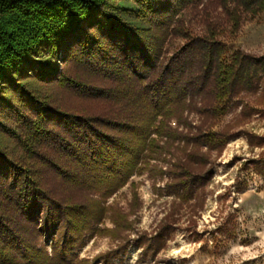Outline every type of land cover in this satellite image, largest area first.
<instances>
[{
	"label": "trees",
	"instance_id": "16d2710c",
	"mask_svg": "<svg viewBox=\"0 0 264 264\" xmlns=\"http://www.w3.org/2000/svg\"><path fill=\"white\" fill-rule=\"evenodd\" d=\"M190 6H202L204 34H193L178 15ZM211 10H221L235 33L245 17L264 13V0H0V264L90 263L74 247L83 232L99 231L93 224L103 212L89 213L92 195L65 201L47 175L109 197L156 159L152 135L185 145L165 192L193 199L209 155L239 134L231 126L194 127L182 116L219 118L242 93L259 92L264 77V55L231 52ZM178 38L185 44L168 57L165 45ZM173 119L184 130L172 128ZM240 133L264 148V136ZM251 170L264 176V152L241 169ZM108 211L114 228L103 231L119 243L90 264L127 251L132 221ZM168 230L145 239L144 258Z\"/></svg>",
	"mask_w": 264,
	"mask_h": 264
},
{
	"label": "rangeland",
	"instance_id": "374dc122",
	"mask_svg": "<svg viewBox=\"0 0 264 264\" xmlns=\"http://www.w3.org/2000/svg\"><path fill=\"white\" fill-rule=\"evenodd\" d=\"M201 8L195 10L190 6L178 13L184 19L185 27L196 35L205 33ZM211 11L222 29L221 39L231 52L244 50L264 55V13L245 17L241 28L234 33L221 10ZM184 44L182 38L170 40L165 45L167 56ZM262 91L264 77L259 92L242 93L229 111L219 118L206 120L197 112H186L182 116V120H188L194 127L201 122L213 131L231 126L232 134H239L222 152L209 155L210 164L202 169V173L208 172L204 185L191 200L182 201L165 192L170 174L175 170L173 165L185 157V145L180 141L165 144L166 140L162 141L157 135L150 139L159 142L156 159H149L142 165L144 172L131 175L127 183L109 197L104 196L105 190L96 188L88 193L47 175L50 190L65 201L84 203L87 195H92L96 201L89 213L100 212V209L103 212L102 219L93 224L99 231L83 232L77 239L76 258L93 263L116 248L119 242L103 231L114 228L112 213L108 211L114 207L129 216L132 229L127 234L129 243L125 242L127 251L109 264H264V176L252 170L241 171L244 163L259 158L264 148L251 147L240 133L249 131L264 136ZM244 108H247V114L251 111L252 114L245 115ZM177 123V119L170 121L172 128L184 130V126ZM162 171L167 173L162 176ZM170 213L173 216L165 223ZM167 224L168 237L163 243L158 240L151 248L152 252L157 250L154 256L144 258L143 248L151 245L146 240L159 239L162 227ZM142 239L145 242L140 245ZM41 244L48 243L42 238ZM47 252L52 253L48 245Z\"/></svg>",
	"mask_w": 264,
	"mask_h": 264
}]
</instances>
